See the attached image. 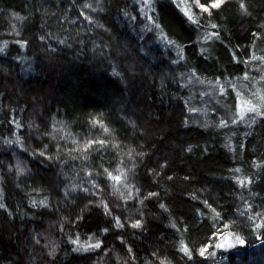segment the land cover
<instances>
[{
  "label": "trees",
  "instance_id": "1",
  "mask_svg": "<svg viewBox=\"0 0 264 264\" xmlns=\"http://www.w3.org/2000/svg\"><path fill=\"white\" fill-rule=\"evenodd\" d=\"M149 2L0 0V264H264V124L197 96L264 50V0Z\"/></svg>",
  "mask_w": 264,
  "mask_h": 264
},
{
  "label": "rangeland",
  "instance_id": "2",
  "mask_svg": "<svg viewBox=\"0 0 264 264\" xmlns=\"http://www.w3.org/2000/svg\"><path fill=\"white\" fill-rule=\"evenodd\" d=\"M174 1L177 2L183 12L184 9H189L190 14L193 15L194 18H196V16L192 8L193 2L195 7H197L199 11H203L198 6V4L195 3V0ZM213 2H215V0L205 5L209 9L207 12L213 9L210 7ZM149 3V0H147V4ZM88 5L90 6L91 4L89 3ZM144 7H146L145 3ZM147 10L149 11V8ZM202 32L203 33L199 41H202L203 43H201L206 45V43H210L209 41L211 39L205 40L203 39V37L205 34L211 35L213 33L212 27L208 25L203 29ZM243 64L244 65L242 66L240 75L204 82L202 84L203 86H201L199 91H197V96L201 100H209L216 102L217 104H219L220 101L225 102V107H223L224 113L222 112L225 119L221 118L222 123H226L232 126H240L241 129L245 130L253 128V126L257 124H264V116H260L254 112L248 111L249 108H252L254 106L259 108L261 111H264V50L256 51L254 49H251L248 52V58L243 60ZM217 81H219V83H217ZM222 87L224 88L223 94L221 93ZM214 105L215 104L212 103V106ZM197 106L198 107L196 109L192 108L191 111L197 113V111L202 110V108L198 109L199 104ZM208 109L214 110L216 108L210 107ZM241 112H243L242 119L239 118ZM122 179L124 181L122 184L118 185V188L122 191L123 195L125 192L127 193L126 196H129V193H132L131 189H133V186L126 185V183L128 182H126L127 179H124V175ZM234 236L236 235L230 234L229 232H222L218 238V243H222L225 237H227L230 242L235 243V241L233 240ZM43 240L45 243L51 242V239H49L48 236H43ZM225 250L227 249H221V251Z\"/></svg>",
  "mask_w": 264,
  "mask_h": 264
},
{
  "label": "snow or ice",
  "instance_id": "3",
  "mask_svg": "<svg viewBox=\"0 0 264 264\" xmlns=\"http://www.w3.org/2000/svg\"><path fill=\"white\" fill-rule=\"evenodd\" d=\"M225 2H226V0H215V2H213V3L210 5V7H211V8H219V7H220L223 3H225ZM144 3H145V6H146V7L149 6V5L147 4V0H144ZM195 3L198 4V6H199L203 11L207 12V11L209 10L208 7H206L204 4H200V3H199V0H195ZM87 7H90V6L86 4V5H85V8H87ZM243 7H244V4L241 3V8H243ZM184 12H185V15L187 16L188 21H189L190 23H192V24H196L198 27L201 26L200 23H199V21H198V19L194 18L193 15L190 14V10H189V9H184ZM156 27L158 28L159 25H156ZM212 27L215 28L216 25H212ZM212 38H218V35H217L216 33H212L211 35L205 34L204 37H203V39H205V40L212 39ZM42 39H43V38H42ZM0 51H2V49H0ZM246 78H247V77H246ZM217 83H219V81H217ZM221 93H222V94L224 93V88H223V87L221 88ZM248 111H250V112H254V113H256L257 115H260V116H264V111H261L259 108L255 107V106L252 107V108H249ZM239 118H240V119L243 118V112H241ZM234 122H235V121H234ZM96 123H99V121H97ZM19 126H20V125H18V127H19ZM222 126H226V125H224V124L222 123ZM105 131H108V129L105 128ZM95 143H99L100 145L103 146V145L105 144V141H104V140H99V141H89V142L85 145V149L90 148L91 145H93V144H95ZM43 154H44L43 152L40 153V155H43ZM106 171H107V170H106ZM107 174H108L109 178H110L111 180H113L114 182H116V183H120L121 180H122V176L125 175L123 172H121L120 175H112L111 172H108ZM89 175H90V174H89ZM94 186H95V185H94ZM84 191H88V189H84ZM154 195H156V194H155V193H149V194H148V196H154ZM130 196H131V193H129V197H126V198H130ZM104 207L107 208V205H104ZM161 207H163V205H161ZM0 208H3V205H2V204H0ZM117 226H121L120 223H119V220H117ZM133 227H134V228H135V227H140V222L137 221V222L133 225ZM257 227H259V225H257ZM225 228H227V225L225 226ZM233 240L235 241V243L230 242V241L228 240V238L225 237L224 241H223L222 243H218V244H216L215 247H217V248H221V249H231V248H233V247H235V246H237V245H239V246H243V245L245 244L244 239L240 238L239 236H234V237H233ZM74 242H75V241H74ZM98 247H100V244H99V243H96V244H89V245H87V248H89V249H92V248H98ZM181 250L184 251V252H186V253L188 252V249H187L186 247H182ZM206 251H207L206 248H205V249H202L201 252H200V254L203 256V255H205V252H206Z\"/></svg>",
  "mask_w": 264,
  "mask_h": 264
}]
</instances>
